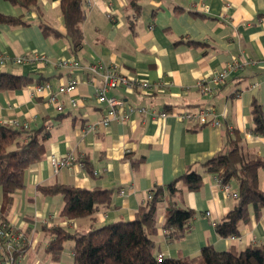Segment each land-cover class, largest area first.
<instances>
[{"label": "crops", "instance_id": "crops-1", "mask_svg": "<svg viewBox=\"0 0 264 264\" xmlns=\"http://www.w3.org/2000/svg\"><path fill=\"white\" fill-rule=\"evenodd\" d=\"M39 3L43 20L65 33L59 1ZM127 3L128 0H82V47L74 52L66 37L42 33L36 12L0 0L1 14L24 16L28 22H0V53L9 57L38 53L48 59L46 63L25 61L0 67L34 78L22 88L0 91V123L16 121L29 128L45 124L51 131L44 156L27 168L25 187L14 193L6 215L27 235L22 264H73V241L66 242L58 260L46 253L44 224L86 231L120 219L132 220L154 186H165L190 166L203 173L202 164L223 148L229 126L242 134L246 147L264 159V135L253 133L250 113L255 98L264 116V0H141V11L134 23L126 17ZM70 56L83 65H115L120 72L140 81L153 84L162 80L166 85L153 86L148 91L109 89L108 95L135 106L147 104L149 109L133 113L124 123L111 120L103 126L100 119L106 105L94 96L101 78L57 66L60 58ZM232 57L243 65L232 71L214 94L195 87L198 78L219 70ZM38 78L54 86L71 78L78 80L74 91L60 95L62 111L47 102L45 93H32ZM70 97L78 98L77 106L70 105ZM201 105L213 108L219 126L196 125L175 116L178 111ZM152 109L163 110L166 115L152 118ZM71 152L82 156L84 166L74 162L71 167L54 169L50 164L49 155ZM258 177L263 186L264 168L258 171ZM58 183L112 189L111 198L89 217L65 219L59 215L61 195H44L37 189L39 185ZM230 186L238 188L235 181ZM181 189L177 203L192 209L191 227L183 238L168 243L161 228L165 202L159 201L154 235L157 252L175 258L196 255L206 244L217 251L233 248L239 252L264 242V208L256 215L251 205L249 221L240 227L238 236L222 238L216 234L214 224L225 216L235 199L222 191L213 174L204 173L197 190ZM1 207L0 193V214Z\"/></svg>", "mask_w": 264, "mask_h": 264}, {"label": "trees", "instance_id": "trees-1", "mask_svg": "<svg viewBox=\"0 0 264 264\" xmlns=\"http://www.w3.org/2000/svg\"><path fill=\"white\" fill-rule=\"evenodd\" d=\"M25 11H34L38 25L45 36L66 37L74 52L82 47L80 24L84 18L82 0H58L63 17L65 33L43 20L39 0H7ZM141 0H128L127 19L134 23L141 11ZM0 22L27 25L24 16L13 17L0 13ZM178 40L177 42H180ZM189 44L190 41H187ZM32 75H20L0 70V91L18 89L33 81ZM46 80L37 79L36 83ZM253 122L252 131L264 135V116L261 104L253 99L250 104ZM223 148L206 160L203 173L191 166L165 186H154L151 198L139 206L132 220L120 219L99 227L91 226L86 231L70 230L60 225L42 226L48 241L46 253L58 260L67 241H73V264H264V242L247 246L237 252L233 248L217 251L212 245L202 246L193 256H165L157 260V247L154 235L157 233V203L165 202L164 218L161 225L168 243L180 240L189 231L194 213L186 206L177 203L182 187L197 190L204 173L220 177L222 183L238 184L237 196L233 206L225 216L214 224L219 237L228 238L239 235L240 227L249 221L248 206L258 215L264 208V185L260 186L258 171L264 168V159L246 147L242 134L227 130ZM51 131L42 124L29 128L22 124L0 123V193L2 200L0 218L6 219L12 205L14 193L25 187L27 168L40 160L46 152V142ZM127 155V154H126ZM133 165L134 162L132 163ZM37 189L44 195L60 194L62 206L59 215L65 219L91 216L100 204H107L112 189L79 188L68 184L39 185Z\"/></svg>", "mask_w": 264, "mask_h": 264}, {"label": "built area", "instance_id": "built-area-1", "mask_svg": "<svg viewBox=\"0 0 264 264\" xmlns=\"http://www.w3.org/2000/svg\"><path fill=\"white\" fill-rule=\"evenodd\" d=\"M110 16V14H108ZM25 61L31 63H46L47 57L43 54L34 53L30 56L9 57L3 53H0V67L6 63L20 64ZM243 63L232 57L231 60L222 66L219 70H216L204 77H200L195 81V87L209 95L215 93L216 88L221 87L228 75L237 69L242 67ZM57 66L67 69L76 70L80 69L86 73L99 76L101 78V84L97 86L94 92V96L98 102L106 105L104 114L100 119V124L107 126L111 120H117L119 122H126L130 119L133 113H145L149 109V105L135 106L127 103L122 98H117L112 95H108L107 91L111 88L122 87L126 90H134L136 88L143 89L145 91L150 90L153 86L164 88L165 82L159 80L153 84L147 81H140L136 78L130 77L120 72L115 65L107 67L103 66L100 62H91L88 64H81V62L73 56L62 57L57 61ZM78 80L71 78L67 83L54 86L50 81H44L42 83H36L31 87L33 94H46L47 102L52 105L57 111H62L64 108V102L60 99V95L71 93L77 87ZM69 103L72 107L77 106L78 98L70 97ZM166 112L155 109L151 110V117H164ZM176 118L182 121L190 122L196 125L210 124L219 126L220 121L216 118L213 108L208 105H201L192 109L181 110L175 113ZM12 125H19L16 121L9 122ZM25 127L26 123L22 124ZM93 128V126H90ZM231 129V126L228 127ZM49 162L54 169L62 167H71L74 162H77L80 166H84L82 156L76 153H68L64 156L57 154L49 155ZM215 181L218 183L222 191L229 197L235 198L237 196V190L231 188L230 184L222 183L220 177L214 175ZM151 198V194L147 195V199ZM208 214V212L206 213ZM27 243V235L21 229L16 227L8 220L0 218V264H22V258L24 256V246ZM157 260L161 261L165 257L164 253L159 252L157 254Z\"/></svg>", "mask_w": 264, "mask_h": 264}]
</instances>
